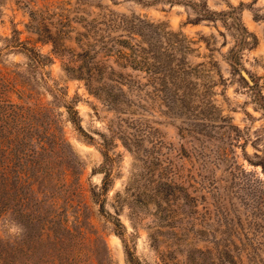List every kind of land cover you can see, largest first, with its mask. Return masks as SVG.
Wrapping results in <instances>:
<instances>
[{
  "label": "rangeland",
  "instance_id": "374dc122",
  "mask_svg": "<svg viewBox=\"0 0 264 264\" xmlns=\"http://www.w3.org/2000/svg\"><path fill=\"white\" fill-rule=\"evenodd\" d=\"M205 9L217 12L208 14ZM234 15L256 37L252 43L239 45L236 67L228 60V50L236 46L238 39L234 30L227 27ZM46 31L64 45L59 53L52 52ZM179 32L187 38L182 41L183 50H179L176 43L181 38ZM12 34L40 52L49 53L51 61L40 68L32 66L23 52L5 45L6 38ZM92 38L97 40L91 42L97 51L100 40L102 45L109 47L113 43L116 48L123 38L128 40L126 45L139 43L146 59L143 66L137 68L132 59L122 67L114 54L106 57V63L128 73V94L134 103L128 115L138 119L146 133L141 141L139 159H134L132 151L114 138L110 152L114 157L115 173L104 195L103 211L90 197V190L100 184L101 173L94 170L102 160L100 152L66 119L61 100L46 87L51 85L65 92L64 98L74 103L82 129L94 139L99 138L97 133L105 130L107 122L116 120L112 109L89 92L83 78L74 74L80 71L76 52L82 50L81 41H92ZM152 52L155 58L151 57ZM166 63L175 71L167 74L166 68L160 70ZM239 66L264 95V0H0V137L3 138L0 164L12 163L15 169L33 165L24 158L8 161L9 146L6 144L19 131L13 115L15 106L9 107L10 113H5L6 104L38 102L48 109L61 125L71 145L70 152H74L80 166L77 186L53 185L50 193L47 186L35 184L36 191L32 193L40 198L34 202L38 204L36 215L46 219L55 214L67 217L69 231L63 232V259L71 264H126L121 241L112 231L110 218L104 212L108 211L123 223L124 235L134 243L138 259L143 264H156L158 258L150 246L148 232L158 237L160 246L168 237L162 234L168 227L158 218L165 210H160L156 201L161 207L168 205L176 215L182 211L181 206L187 211L191 204L180 206L179 199L166 202L161 197L162 191L153 193L150 180L172 175L189 194L203 195L204 200L199 199L201 204L210 201L211 196L200 189L198 179L205 182L207 175L215 177L218 190L226 184L224 178H219V168L210 163L200 166L195 156L198 142L194 137L205 141L201 148L204 151L219 147L234 151L242 167L264 177L260 167L248 163L242 155L244 151L248 157L256 159L253 153L264 152V112L253 102L252 90L240 74ZM200 112L215 115L213 124L197 119ZM221 115L239 128L232 131L237 136L230 146L226 143L225 132L219 134L224 131L223 127L216 126L221 124ZM195 123L204 127L203 133L195 132ZM125 129L132 131L128 127ZM156 154L161 163H157ZM15 188L16 193L24 190L23 187ZM3 190L5 195L6 189ZM230 198L237 203V198L232 195ZM28 210L30 215L35 213ZM12 215L14 213L7 209L0 216L3 242L16 245L18 264H26L28 260L27 264H42L39 261L42 254L54 253V248L50 247L49 251L46 247L51 239L39 241L40 223L26 222L24 216L18 220ZM76 217L77 222H73ZM203 243L197 240L194 244ZM27 244L33 246L29 259H26ZM172 248L174 260L182 261L186 245Z\"/></svg>",
  "mask_w": 264,
  "mask_h": 264
},
{
  "label": "trees",
  "instance_id": "16d2710c",
  "mask_svg": "<svg viewBox=\"0 0 264 264\" xmlns=\"http://www.w3.org/2000/svg\"><path fill=\"white\" fill-rule=\"evenodd\" d=\"M205 10L208 14L217 12L210 9ZM227 27L234 30L233 32L238 35L236 46L234 48L230 47L228 50L229 63L236 67L239 64L237 57L239 45L247 42L252 43L256 37L246 29L236 15H234L231 24L227 25ZM13 31L17 33L16 29H13ZM46 32H48L46 36L51 43L52 52L59 53L64 45L57 42L58 40L49 31ZM179 33L181 38L176 43L180 46L179 50H183L182 41L184 42L187 38L183 33ZM93 38L91 39L92 41H89L90 39L81 41L82 50L76 52V54H79V63L77 65L80 71L74 74L85 80L89 92L111 108L114 118H116L115 121L105 124L104 131H98L99 138L94 139L91 134L86 133L82 129L74 103L64 98V91L61 93L58 87L51 85L46 87L53 96L61 100L65 108L66 119L72 123L86 140L94 143L100 152L102 160L94 168L96 172L101 173L100 184L96 189L90 190V197L98 204V209L103 211L104 195L112 185L115 173L114 157L110 152V148L114 145V138L117 137L122 145L132 151L134 159H139L141 141L146 133L141 124L137 122L138 119L128 115L130 114V106L134 104L128 94V73L116 70L112 65L106 63V57L114 54L116 60H120V66L122 67L127 66L128 61L132 59L136 62L137 68H141L146 59L144 48L139 43L134 42L126 45L128 40L123 38L119 39L121 42L119 47L116 48L113 47V43L109 47L102 45L103 41L100 40L98 42L100 49L97 51L94 48V44L91 43L93 40L97 41ZM5 45L13 50L23 52L32 66L40 68L51 61L49 53L40 52L26 41L19 39L16 34L7 37ZM165 56L168 57L166 54ZM151 57L155 58V53L153 54L152 52ZM165 61L167 62V60ZM161 62L162 60L159 63ZM99 64L103 67L97 68L96 65ZM166 64L164 66L161 65L160 70L162 67L166 68L167 74H170L169 71L171 73L175 71L169 63ZM254 85L255 82L248 84L252 90V100L264 112V95ZM10 106H15L13 115L16 118L19 134L6 144L9 146L7 147L9 153L8 161L12 160L14 162V159L22 160L24 158L32 161L33 165L32 167L21 165L19 169H15L12 163L4 166L0 164V216L8 209L11 213H14L12 215L13 218L21 220V217L24 216L26 217V222L37 221L40 223L39 228L42 230L38 234V239L39 241L43 239L50 241L51 239L46 247H48L47 249H50V247L54 248V253L45 252L39 257V261L42 264H71L62 258L63 232L69 231L67 217L55 214L49 215L48 219H46L38 214L36 215L37 211L35 209L38 208V204L36 205L34 202L40 201V198H38V195L32 196V193L36 191L35 184L47 186L50 193L53 185L57 187H65L66 185L77 186L80 174L79 163L74 158V152H70L71 145L64 136L61 125L56 123V119L50 114L48 109L38 102L30 104L25 102L18 104L7 103L5 113L12 111L9 109ZM201 114L202 112H200L197 119L207 120L210 121V124H213L215 115L209 113V115ZM224 117L223 115L219 116L221 124L218 123L216 126L223 127L224 131H220L219 134L225 132L226 143L230 146L237 136L232 131L239 130V128L232 124L229 118L226 119ZM132 122H136V125H132ZM194 126H196V129H194L196 133H203L201 130L204 127H199L198 123H195ZM126 127L131 128L132 131H126ZM204 134L212 137L209 133ZM194 138L198 142L196 144L197 148H195V156L201 162L200 166L204 167L205 163H210L211 166L219 168V178L220 180L224 178L226 184L221 187V190H218L215 177L207 175L205 182L198 179L196 182L200 189L206 190L211 196L210 201H207L206 204H201L199 199L204 200V196L189 194L181 183L173 179L172 175L166 174L159 176L155 180H150L153 193L162 191L161 197L165 198L166 202L172 203L179 199L180 206L185 203L191 204L190 209L187 211L183 210L181 206L182 211L176 215L168 205L161 207L156 201L160 210H165V214H159L158 218L163 220L164 225L168 227L167 231L162 233L168 236L163 240L165 243L162 246L157 242L158 237L148 232L150 246L156 251L158 258L156 264H264V177L261 178L256 175L255 171L242 167L237 162L234 151L226 147L204 151L201 148L204 147L205 141L199 137ZM2 142L3 138L0 137V147ZM253 154L256 159H251L247 153L242 152L246 161L254 166L258 165L260 171L264 174V152ZM155 159L157 163H161L157 154ZM76 163L78 167H76ZM164 167H166V164ZM15 186L23 187L24 190L19 189L18 193H16ZM4 188L6 189L5 195L3 193ZM18 194L20 195L17 196ZM231 195L237 198V203L232 201ZM30 200H33V202ZM52 203H55V199ZM15 204H18L17 207H15ZM28 209L35 213L30 215ZM104 212L110 218L112 231L121 241L126 264H143L134 253V243L129 242L124 235L125 227L118 216L112 215L108 211ZM77 218L73 222H77ZM50 221L51 223H49ZM43 228H46V230L43 231ZM43 233L44 237L42 236ZM24 240L27 242V238ZM197 240H201L204 243L202 245L194 244ZM185 245L184 259L182 261L174 260L172 247L180 248V246ZM31 247L33 246L30 244L26 245L28 250L26 259L30 258L31 252L29 250ZM169 260L171 261L169 262ZM27 263H29V260ZM0 264H18L16 245L13 242L10 244L3 242L1 237Z\"/></svg>",
  "mask_w": 264,
  "mask_h": 264
},
{
  "label": "water",
  "instance_id": "95a60500",
  "mask_svg": "<svg viewBox=\"0 0 264 264\" xmlns=\"http://www.w3.org/2000/svg\"><path fill=\"white\" fill-rule=\"evenodd\" d=\"M238 70L240 74L242 75V77H244V79L246 80L247 84L253 83V80L249 77L248 73L242 67L239 66Z\"/></svg>",
  "mask_w": 264,
  "mask_h": 264
}]
</instances>
